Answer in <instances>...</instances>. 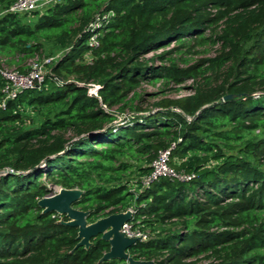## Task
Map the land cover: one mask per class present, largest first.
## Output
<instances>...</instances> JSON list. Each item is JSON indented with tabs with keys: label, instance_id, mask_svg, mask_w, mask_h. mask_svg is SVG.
I'll return each mask as SVG.
<instances>
[{
	"label": "trees",
	"instance_id": "obj_1",
	"mask_svg": "<svg viewBox=\"0 0 264 264\" xmlns=\"http://www.w3.org/2000/svg\"><path fill=\"white\" fill-rule=\"evenodd\" d=\"M16 1L0 0V68L24 73L48 45L61 52L5 107L0 73V264H129L103 258L102 235L78 245L67 215L44 212L38 202L56 188L82 191L74 207L89 223L133 208L147 234L127 250L136 260L264 264V0L8 11ZM147 95L158 100L144 109ZM170 147L171 166L193 176L144 186Z\"/></svg>",
	"mask_w": 264,
	"mask_h": 264
},
{
	"label": "water",
	"instance_id": "obj_2",
	"mask_svg": "<svg viewBox=\"0 0 264 264\" xmlns=\"http://www.w3.org/2000/svg\"><path fill=\"white\" fill-rule=\"evenodd\" d=\"M227 95L225 98H229ZM82 195L80 189L60 188L58 192L50 193L39 200V205L44 212L56 211L65 214L69 218L62 221L63 224L78 227V245H91V239L102 235L104 240L109 241L111 248L105 253L104 259L121 258L128 261L129 264H155L153 260H136L128 253V248L140 240L138 237H129L122 232L123 225L130 221L132 211L128 209L125 212L113 213L102 217L95 222H88V212L75 208L74 202Z\"/></svg>",
	"mask_w": 264,
	"mask_h": 264
},
{
	"label": "built area",
	"instance_id": "obj_3",
	"mask_svg": "<svg viewBox=\"0 0 264 264\" xmlns=\"http://www.w3.org/2000/svg\"><path fill=\"white\" fill-rule=\"evenodd\" d=\"M59 1L61 0H17L10 6L8 11L15 13L43 11L44 9L54 5ZM90 43L92 45H95L97 43L95 36L92 37ZM52 60L53 59L48 58L40 61L38 56L32 58L29 64V69L24 73L18 71L17 69H10L2 65V67L0 68V73L5 79L6 84L3 88L5 98L1 103V106L5 107L6 100L15 98L18 93L42 83L45 75V63H48ZM97 90L98 85H90V93L97 95ZM171 149L172 147L161 150L158 156L153 160V162L151 163L150 173L144 175L141 179L144 186L151 185L154 181L163 176L178 177L186 180L190 179L193 176L188 174H180L171 166ZM130 210L133 214L134 209L130 208ZM122 232H124L129 237H138L140 238V240L147 239V234L140 229H134L130 221L126 222L123 225Z\"/></svg>",
	"mask_w": 264,
	"mask_h": 264
},
{
	"label": "rangeland",
	"instance_id": "obj_4",
	"mask_svg": "<svg viewBox=\"0 0 264 264\" xmlns=\"http://www.w3.org/2000/svg\"><path fill=\"white\" fill-rule=\"evenodd\" d=\"M28 19H30V20H33L34 19V15L33 14H29V16H28ZM172 47V45L171 46H169L168 48H171ZM166 48V47H165ZM163 50V48L162 49H160L159 51H162ZM61 51H58V50H56L55 48H53L52 46H50V45H48L47 46V49H46V52L42 55V56H39V60L40 61H43V60H45V59H48V58H50V59H56L57 58V56L59 55V53H60ZM150 55H152V54H150ZM196 57H199V55L198 56H196ZM30 62H31V59H29L27 62H26V67H28L29 66V64H30ZM5 67H8V68H10V69H18L17 68V65H4ZM45 69V68H44ZM189 82H187V84H188ZM158 89L156 88V87H154V85H152V84H145L144 86H143V88H142V92L143 93H147V94H149V93H151V92H155V91H157ZM189 90L188 89H186V88H184L183 89V93H187ZM178 94V92H170L169 94H167V96L169 95V96H175V95H177ZM163 97H166L165 95H161L159 98H163ZM146 101L144 102V103H142V105H140L142 108H144V109H148V108H151V106H152V103L154 102V101H157L158 100V98H150L149 97V95H147L146 96ZM35 116V115H34ZM133 162H135V161H133ZM59 189L60 188H56L55 190H54V193H56V192H58L59 191Z\"/></svg>",
	"mask_w": 264,
	"mask_h": 264
}]
</instances>
